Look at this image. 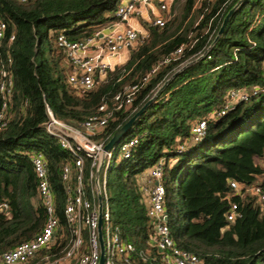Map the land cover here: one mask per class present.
Segmentation results:
<instances>
[{
	"label": "trees",
	"instance_id": "1",
	"mask_svg": "<svg viewBox=\"0 0 264 264\" xmlns=\"http://www.w3.org/2000/svg\"><path fill=\"white\" fill-rule=\"evenodd\" d=\"M238 1L183 0L163 27H149L148 37L131 49L123 64L108 70L92 89L80 91L68 82L69 67L55 37L61 32L71 40L82 39L118 21L120 0H0V18L7 23L0 53L13 77L7 123L0 130V205H8L6 210L0 207V255L32 239L44 225L30 162L34 151H42L48 162L61 231L26 264L60 257L69 238L61 170L73 164V156L41 129L46 106L56 118L78 125L101 105L112 109L114 95L137 84L131 105L113 110L96 135L106 144L168 80L112 147L115 153L121 142L138 137L130 156L106 176L110 223L134 247L128 261L119 263H159L137 177L163 158V205L175 246L203 264H264V207L229 186L231 180L264 186V0H241L218 34ZM179 47L181 52L175 53ZM165 58L169 61L161 63ZM155 66V73L142 82ZM231 89L257 93L229 108ZM2 100L0 94V108ZM222 108L225 114L210 116ZM201 119L207 120L204 135L191 142V128ZM180 145L185 147L181 152ZM89 169L85 158V180ZM74 173L72 169L71 184ZM231 201L240 215L227 221Z\"/></svg>",
	"mask_w": 264,
	"mask_h": 264
},
{
	"label": "built area",
	"instance_id": "2",
	"mask_svg": "<svg viewBox=\"0 0 264 264\" xmlns=\"http://www.w3.org/2000/svg\"><path fill=\"white\" fill-rule=\"evenodd\" d=\"M25 2L26 0H20ZM203 0H197V3ZM175 0H120L115 10L118 21L95 30L82 39L71 40L63 33L55 37L56 45L63 50L69 67L68 82L77 90L92 89L98 81L104 79L108 70L123 60L120 55L141 44L149 34V27H163L172 17V6ZM7 23L0 18V41L5 35ZM14 38L11 34L9 42ZM179 47L175 53H180ZM207 54L204 52L200 56ZM209 57V56H208ZM117 60V62H116ZM165 58L161 63L168 62ZM8 63L10 59L8 58ZM158 66L153 67L149 74L143 77L145 82L155 73ZM13 77L9 67L2 62L0 53V130L7 123V108L12 95ZM138 90L137 84L128 85L113 97V108L101 105L98 112L89 116L78 125L68 124L56 118L46 106V119L41 129L55 138L59 147L73 156V164L62 166L61 180L64 184L65 206L63 216L69 238L64 253L51 259L43 257V264H99L101 250L99 242V214H101V236L104 244V264H120L119 259L128 261L129 254L134 250L132 243L124 240L116 227L110 223V209L106 190L107 171L111 166L114 150L104 151L105 142L96 139V135L106 126L113 110L128 108ZM256 89L228 92L229 108L238 101H246L256 95ZM226 108L213 113L218 117L225 114ZM206 119L196 122L192 128V141L199 140L205 132ZM138 143V137H131L121 142L117 148L121 158H128L132 148ZM179 146V152L184 150ZM85 158L90 160L88 178L84 179ZM30 162L36 177V189L39 202L45 211V221L42 229L30 240L24 241L3 252L0 264H26L36 254L48 248L60 233V223L55 207V197L49 180V167L42 151L30 154ZM264 165V158L262 160ZM100 168L99 173L96 174ZM164 159H159L149 170L148 180L141 185V191L153 229L152 242L159 253L158 264H203L202 260L189 251L175 246L166 224L164 209V187L162 184ZM74 169V182L71 184V172ZM100 175L102 176L100 178ZM229 186L235 194H249L264 207V186L258 184L240 185L231 180ZM100 195V200L98 198ZM99 205L101 210L99 211ZM0 207L8 209L7 204ZM240 215L238 204L230 202L225 214L227 221H233Z\"/></svg>",
	"mask_w": 264,
	"mask_h": 264
},
{
	"label": "water",
	"instance_id": "3",
	"mask_svg": "<svg viewBox=\"0 0 264 264\" xmlns=\"http://www.w3.org/2000/svg\"><path fill=\"white\" fill-rule=\"evenodd\" d=\"M241 0L238 1V3L226 14V16L224 17L222 24L220 26V29L218 31V34H220L228 20V17L230 16V14L233 12V10L235 9V7L239 4ZM174 75V74H173ZM168 80H166L156 91L155 93L149 98L147 99V101L137 110L135 111L131 117L121 126L119 127V129H117L114 134L110 137V139L106 142V144L104 145V151H108L110 148H112L118 141L119 139L122 137V135L127 131V129L134 123V121L142 114V112L144 111V109L154 100V98L161 92V90L163 89V87L167 84ZM100 168L97 170L96 174L99 173ZM98 198L100 200V195H98ZM101 210V205H99V211ZM101 223H102V219H101V214H99V230H98V234H99V242H100V250H101V256H100V261L99 264H104V259H105V254H104V244H103V240H102V236H101Z\"/></svg>",
	"mask_w": 264,
	"mask_h": 264
},
{
	"label": "rangeland",
	"instance_id": "4",
	"mask_svg": "<svg viewBox=\"0 0 264 264\" xmlns=\"http://www.w3.org/2000/svg\"><path fill=\"white\" fill-rule=\"evenodd\" d=\"M182 3H183V0H175V2H174V5H176V7H175V9H173V11H172V14L173 15H177V13L180 11V9H181V6H182ZM172 10V9H171ZM174 12V13H173ZM50 33L52 32V31H49ZM46 45V44H45ZM130 52H131V50H129V51H127L126 52V54H125V59L121 62V63H119V64H115L114 66H116V65H121V64H123L126 60H127V58H128V56L130 55ZM213 114V113H212ZM212 114H210V115H212ZM122 158H121V154H120V152L119 151H116L114 154H113V157H112V159H111V170L108 172V174H107V176H108V178L109 177H111V175L115 172V169L117 168V165L119 164V162H120V160H121ZM102 176L100 175V178H101ZM179 204H180V201H179Z\"/></svg>",
	"mask_w": 264,
	"mask_h": 264
},
{
	"label": "crops",
	"instance_id": "5",
	"mask_svg": "<svg viewBox=\"0 0 264 264\" xmlns=\"http://www.w3.org/2000/svg\"><path fill=\"white\" fill-rule=\"evenodd\" d=\"M125 54L126 53H122V55H120L121 56V58H122V60H124L126 57H125ZM116 62H117V60H116ZM191 142H192V140H191ZM148 173H149V170H147V171H144V172H142V173H140L139 175H138V182H139V184L140 185H142V184H144L145 182H147V180H148Z\"/></svg>",
	"mask_w": 264,
	"mask_h": 264
}]
</instances>
